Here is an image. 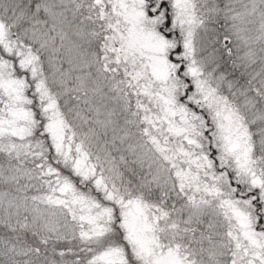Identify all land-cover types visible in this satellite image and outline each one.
<instances>
[{"label": "snow or ice", "instance_id": "snow-or-ice-1", "mask_svg": "<svg viewBox=\"0 0 264 264\" xmlns=\"http://www.w3.org/2000/svg\"><path fill=\"white\" fill-rule=\"evenodd\" d=\"M0 264H264V0H0Z\"/></svg>", "mask_w": 264, "mask_h": 264}]
</instances>
